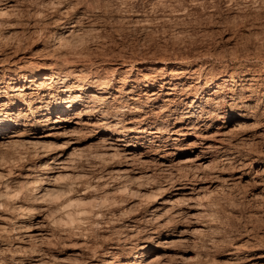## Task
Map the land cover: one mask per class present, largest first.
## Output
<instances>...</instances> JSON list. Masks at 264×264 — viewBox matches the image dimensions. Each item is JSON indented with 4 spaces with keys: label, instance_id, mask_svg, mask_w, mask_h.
Listing matches in <instances>:
<instances>
[{
    "label": "clouds",
    "instance_id": "9594fccd",
    "mask_svg": "<svg viewBox=\"0 0 264 264\" xmlns=\"http://www.w3.org/2000/svg\"><path fill=\"white\" fill-rule=\"evenodd\" d=\"M180 60L200 61L210 90L189 142L197 157L165 166L158 154L189 145L169 139L165 125L181 112L161 107L150 85ZM41 62L78 108L58 139L41 138L35 126L48 118L27 112L0 132V264H152L142 249L163 243L165 229L166 246L192 254L176 264H264L248 255L264 249V196L244 199L221 175L247 170L249 188L264 185V169L252 168L264 164V0H0V76ZM5 91L16 95L0 80V99ZM230 110L247 119L205 134ZM202 180L220 185L197 189ZM178 182L192 193L151 207Z\"/></svg>",
    "mask_w": 264,
    "mask_h": 264
},
{
    "label": "rangeland",
    "instance_id": "374dc122",
    "mask_svg": "<svg viewBox=\"0 0 264 264\" xmlns=\"http://www.w3.org/2000/svg\"><path fill=\"white\" fill-rule=\"evenodd\" d=\"M40 2L41 3H54V0H40ZM11 3H15V0H12ZM43 15H44V10H42L41 12H39L37 14V19H41L43 17ZM34 23H35V21H34ZM9 31H14V30L10 29ZM222 39L227 40L230 44L235 40V43L238 47H244V48L247 47V42H246V39L243 37V35H241L240 39H236V33L229 34L227 31H225L222 34ZM40 48H41L40 44H34L32 46V49L29 50V52L38 51V50H40ZM29 52H23V53H20V55L21 56H27V55H29ZM231 54L233 56H235L237 54V50L234 48L232 50ZM248 54L252 55V53H250V52ZM256 55L257 56L259 55V50H257ZM14 59H15V57H14ZM20 63L23 64L24 61L21 60ZM159 63L164 64L166 62L160 61ZM200 63L201 62L198 60H190V61L189 60H180V61L167 62L168 67L165 69V71H167V75L163 76V78L160 79L158 81V83H154V84L150 85L151 88L155 89V91L158 92L157 93L158 98L162 97V99H158V103L161 107H163L165 105V103H169L171 105V107L169 108V111L175 109L177 111H180L182 116H183L182 117L183 119L180 118V119L173 121L170 125H167V124L165 125L166 127H168V132H170V133H171V127L173 126V123L179 124L180 122H185L187 120V118H190V120L194 119L193 121H196L197 124H201V122L203 121V117H201L198 114V112L196 111V107L201 102L200 101L201 95L207 94L208 91L210 90V86L208 84H205L202 77L198 74V66L200 65ZM31 68H32V70L30 69V71L32 72L31 73L32 75L30 74L29 79L32 80L31 88H33V89H31L32 93L27 97L28 101L27 100L22 101V98L17 95V91L15 90V88L21 87L23 84H26V82L20 78V75H16V72L14 70L17 69V66L12 65L11 67L6 69V72L3 75L4 77L0 76V80L4 79L3 82L7 83L8 87L10 89L15 90L16 95L14 96L15 98L13 96L10 97L8 92L5 91L3 98L1 99L2 100L1 102L4 101V103H6L5 104L6 108L9 109L11 112H14L15 114H17L18 112H21V113L27 112L31 116L33 115L32 117L39 119V117H41L43 114L46 113L47 110H45V108H47L51 111L52 116H54L55 108L60 103H62L64 100H66V98H71L72 95L69 94V90L66 87H63L62 83L60 81H58L55 76H52L51 80L50 79H41L42 76H39L41 73L52 72L51 69L44 66L43 62H41L38 66L31 67ZM7 70H9V71H7ZM15 78H17V79H15ZM196 81H199V83L197 84ZM32 83H33V85H32ZM160 85H163V86L159 87ZM173 87L175 88V91H173V94L170 96V98H169V96L166 97V95H164V91H166L170 88H173ZM161 89H162V91H161ZM175 92H176V94H175ZM193 93H197V96L199 98L198 99L195 98L196 102L193 104L194 108L191 110V109H189V102L193 99ZM8 97H10V98H8ZM27 104H28V106H27ZM29 106L32 108V110H36V113L32 114L31 110L27 109ZM43 110H45V111H43ZM185 110H186V112H185ZM188 112H193L194 115H192L191 113H188ZM233 112H235V111H233ZM0 114H4V113H0ZM186 114H190V115H186ZM242 118H243L242 116H239L237 120H240ZM24 119H26V117H24ZM216 121L220 122V120H216ZM216 125L217 124L215 123L213 126H216ZM35 128H36V132H39L42 130L38 126H35ZM168 132H165L163 135L167 137ZM171 136H172V133H171ZM193 139H194V137H193V135H191L185 141L189 142ZM185 141H183V142H185ZM137 145L141 148L139 151H144L143 144L137 143ZM184 155L185 154H182L181 156H184ZM160 156H165V155H159L158 154V159L156 160V163H159L158 160H160ZM164 158H165V160H169V161L171 160V158L169 159V156H165ZM180 158H182V157H180ZM216 184L217 185L220 184V181L217 182V181H212V180H202L199 184L196 185V187L197 188L201 187V189H203V187L204 188H209V187L216 188L217 187V186H215ZM244 188L243 187L240 188L237 186V190L242 189V190L247 192V197H244V199L251 198L252 197L251 195L254 192H257V187H255V186L251 187V188H249L247 186L245 189ZM151 207H152V205H151ZM243 239L246 240L247 237H243ZM239 242L240 241H237V243H239ZM174 248H175L174 249L175 252L178 253L179 255H182V256H191L192 255L190 252H183L181 249H178L176 247H174ZM259 251L260 252L264 251V249H259V248L252 249L251 251L248 252V255L250 257L256 258ZM223 258L226 261L228 259L226 255ZM176 261H177V259H176ZM176 261H175V263H176Z\"/></svg>",
    "mask_w": 264,
    "mask_h": 264
},
{
    "label": "bare ground",
    "instance_id": "6f19581e",
    "mask_svg": "<svg viewBox=\"0 0 264 264\" xmlns=\"http://www.w3.org/2000/svg\"><path fill=\"white\" fill-rule=\"evenodd\" d=\"M10 2H12V0H10ZM30 69L32 70L31 67H20V68H17L16 70H14L16 72V75H20V78L26 82V84H23L21 87L15 88V90L17 91V95L22 98V101L27 100V97L32 93L31 92V89H33V88H31L32 80L29 79L30 74L32 73L30 71ZM7 71H9V70H7ZM39 76H42L41 79H50L51 80L53 75H52V72H48V73H41ZM15 79H17V78H15ZM196 83L198 84L199 81H196ZM32 85H33V83H32ZM162 86L163 85H160L159 87H162ZM174 87L164 91V95H166V97L169 96V98H170V96L173 94V91H175ZM161 91H162V89H161ZM157 93L158 92H156V94ZM175 94H176V92H175ZM10 97H8V98H10ZM195 98H197V99L199 98L197 96V93H193V99L189 102V109H191V110L194 108L193 104L196 102ZM1 101L2 100L0 99V113H4V110H7V115L4 117V120L2 122H0V132H8L9 130L17 127V123H15L13 121L12 117H14L15 121L18 122V121L24 119V117H26V115H25V113H21V112H18L17 114H15L14 112H11L9 109L6 108V106H5L6 103H4V101L3 102H1ZM27 106H28V104H27ZM77 108H78V104L73 100V97L66 98V100H64L62 103H60L55 108L54 116H52V113L49 109L45 108V110H47L46 113L43 114L41 117H39V119L42 117H47L48 118V120L46 121L47 127L38 126L42 130L37 132V133L43 139H58V137H56L54 134L57 132L63 131L65 128H68L71 126V123H72L71 117L73 116V114ZM27 109L31 110L32 114L36 113V110H32V108L30 106ZM45 110H43V111H45ZM188 113H191L192 115H194L193 112H188ZM0 115H3V114H0ZM186 115H190V114H186ZM238 117H239V115L236 112L229 111L228 115L222 121L220 120V122H218V121L210 122L211 127H209L207 129V133H205V134L215 133L217 130L225 131L228 128H231L233 126V124L237 121ZM181 119H183V118H181ZM246 119H247L246 117H243L240 120H246ZM193 120L192 119L190 120V118H187L186 121L184 120L185 122L179 121L180 122L179 124L173 123V126L171 125L172 126L171 127L172 136L169 137V139L174 140L177 145H189V146H187V147H176L173 150L174 154L165 155V156H169V159L171 158L170 161L165 160V158H164L165 156H160V160H158L159 164L165 165V166L173 164V163L180 164L183 161L192 160V159L197 157V155L199 153V148L190 145L189 142L198 139V137L194 134V132L192 130L194 128H199V126L201 124H197V122L193 121ZM215 123L217 125L213 126ZM151 131H153V130H149V134L151 133ZM191 135H193L194 139L189 141V142H186L185 140H187ZM183 141H185L186 143ZM206 143H212V142L206 141ZM134 147L137 149V151H139L141 149L137 144ZM182 154H185V155L181 156ZM180 157H182V158H180ZM196 163L197 164H201V163L208 164L209 160L205 157H199L198 159H196ZM252 168L256 171H259L261 169H264V164H262L260 161H256L253 163ZM221 174L225 180H228L230 183L235 184L240 188H242V187L244 188L245 186L247 187L248 185L253 183V174L247 170H237L234 172H224ZM255 180L258 181L259 177H255ZM219 185L220 184H218V185L216 184L215 186L218 187ZM255 187H257V192H254L251 196H255L257 198L264 196V185H260L259 183H257L255 185ZM197 189H201V187H198ZM191 193H192L191 188L181 187L179 185V182H178L177 186H175L170 192L165 193V195H164L165 197L161 196L159 200H156L154 202V204L152 205V207L158 206L160 204V200H164V199L178 200L181 197H184V196L189 195ZM189 211L191 214H196L200 211V209L193 207ZM159 238L161 241H163V243H160V244L148 243L147 248L142 249V251L146 252L147 256L149 258H151L152 264H176L175 263L176 259L182 258L183 256L176 253L174 250L175 248L173 246H166L168 241L171 239V233L167 229H165V230L161 231ZM261 253H264V251H261V252L259 251L258 255L257 256L255 255L256 259L264 260V255H260Z\"/></svg>",
    "mask_w": 264,
    "mask_h": 264
}]
</instances>
